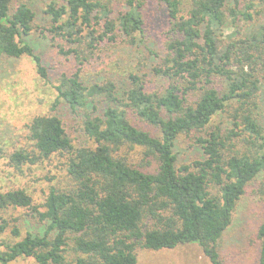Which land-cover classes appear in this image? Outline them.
<instances>
[{"label": "trees", "instance_id": "16d2710c", "mask_svg": "<svg viewBox=\"0 0 264 264\" xmlns=\"http://www.w3.org/2000/svg\"><path fill=\"white\" fill-rule=\"evenodd\" d=\"M29 1L0 0V54L27 56L48 80L26 38L35 17ZM113 1L50 0L43 9L57 51L72 54L80 68L60 73L50 113L26 124L31 148L8 153L7 163L21 171L58 155L66 159V178L41 204L23 188L0 191V263L31 257L36 264H137V248L197 244L210 264H225L218 242L236 203L257 177L264 186V18L255 0H157L168 27L152 71L168 82L162 92L147 91L145 75L131 72L118 97L112 81L86 85L79 76L101 42L122 36L141 43L146 0H124L116 15ZM226 27L233 29L225 34ZM96 96L105 108L82 120L94 145L75 146L58 105L85 109ZM222 113L225 126L214 122ZM181 136L194 139L202 159L177 166ZM17 207L46 221L45 233L21 236L18 218L4 216ZM256 238V264H264V217Z\"/></svg>", "mask_w": 264, "mask_h": 264}, {"label": "rangeland", "instance_id": "374dc122", "mask_svg": "<svg viewBox=\"0 0 264 264\" xmlns=\"http://www.w3.org/2000/svg\"><path fill=\"white\" fill-rule=\"evenodd\" d=\"M49 1H29L35 17L33 29L26 37L47 66L49 79L39 77L33 62L27 56L15 58L0 54V146L5 153L0 158V191L23 188L31 195L35 204H41L45 200L50 186H60L65 182L66 159L54 155L43 163L25 164L21 171H17L7 163V154L17 148H31L26 124L36 115L50 113L56 95L54 86L58 84L60 73H71L80 68L78 60L72 54L63 55L57 51L55 44L59 39L53 40L46 30L49 23L43 9ZM122 1L124 0L113 1V15L122 9ZM254 10L264 18V0H255ZM143 18V33L138 34L141 41L138 45L129 44L122 36L115 42H101L94 55L79 70L84 84H101L110 80L116 85V94L120 97L128 86V73L132 72L145 75L147 91H163L168 81L154 74L152 67L159 64L165 52L164 39L168 27L165 6L157 0H146ZM244 23L238 22L237 28L243 29ZM232 29L226 27L224 33L227 34ZM105 106L106 100L100 96L92 99L90 106L85 109L72 110L60 101L56 112L75 146L94 145L83 134V114L86 111L100 114ZM131 119L136 125L140 123L132 115ZM225 120L226 114L222 113L215 117L214 122L225 126ZM141 125L153 131L146 124ZM174 151L177 155V166L203 158L202 149L191 137L177 138ZM136 157L140 158L139 155ZM133 160L135 163L143 162L140 159ZM261 182L263 177L259 176L247 185L245 193L236 203L230 225L219 239L218 251L225 264L257 263L259 246L256 231L264 217V186ZM4 216L18 218L21 236L26 231L39 235L45 233L46 221H40L29 209L9 208ZM136 253L137 264H210L197 244H184L162 250L137 248ZM6 264L36 263L31 257H18Z\"/></svg>", "mask_w": 264, "mask_h": 264}]
</instances>
